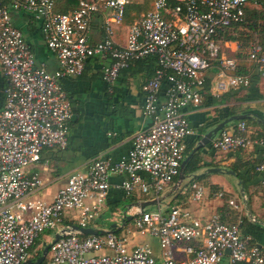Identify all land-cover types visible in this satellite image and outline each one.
<instances>
[{"label": "built area", "instance_id": "built-area-1", "mask_svg": "<svg viewBox=\"0 0 264 264\" xmlns=\"http://www.w3.org/2000/svg\"><path fill=\"white\" fill-rule=\"evenodd\" d=\"M135 1L80 0L76 9L57 13L55 0H0V70L7 82L0 110V264L34 263L31 247L58 225L60 238L48 251L51 264H221L226 255L225 264H264V254L241 235V217L230 224L218 214L202 221L178 205L166 213L158 208L119 214L121 221L131 217L136 232L158 240L159 257L146 246L129 251L127 237L114 232L83 238L72 230L73 223H64L70 210L79 211V228L94 222L111 188V175L125 177L118 188L126 197L141 193L154 199L179 178L184 140L193 133L186 109L201 105L211 63L219 68L212 86L215 97L250 84L247 76L237 73L236 59L223 56L218 37L220 31L244 23L253 0H174L175 4L147 0L153 9L129 26L125 44L119 45L115 31L124 21L126 7ZM252 4L259 6L257 1ZM12 11L40 22L46 46L59 66L54 74L36 67L30 47L11 22ZM97 15L102 16L104 37L92 44L90 25ZM246 51L247 61L264 76V48L256 35ZM149 56L158 63L152 79L142 86V112L150 125L133 136L128 157L119 161L99 157L86 173L69 175L51 203L32 200L44 183L29 169L40 162L43 150L68 146L73 112L60 81L81 75L88 59L102 57L110 61L102 79L112 86L123 69ZM164 83L168 86L160 103ZM210 146L218 152L260 147L255 170L263 173L264 186V137H251L244 121L221 130ZM189 188L193 201L204 198L203 186L192 182ZM214 197L240 211L226 192L218 190ZM177 252L184 260L176 258ZM94 253L101 255L91 256Z\"/></svg>", "mask_w": 264, "mask_h": 264}, {"label": "crops", "instance_id": "crops-1", "mask_svg": "<svg viewBox=\"0 0 264 264\" xmlns=\"http://www.w3.org/2000/svg\"><path fill=\"white\" fill-rule=\"evenodd\" d=\"M74 5V0H55V12L68 13ZM248 7L261 10L260 4L254 6L250 3ZM11 22L21 31L30 47L36 67H42L48 73L54 74L59 66L54 54L46 46L40 22L29 14L19 11L11 12ZM102 24L101 15L93 17L89 33L90 43L94 44L103 39ZM243 34L245 33L242 32L241 36ZM232 36L237 37V32ZM125 37L126 33L119 31L115 40L119 45H124ZM244 43L240 39L239 41L222 39L220 46L224 57L236 59L238 71L250 80L249 86L229 89L221 96L215 97L212 86L219 74V68L214 64L207 71L205 87L208 85L209 89L206 90L201 105L186 109L187 119L193 132L184 140L185 151H188V154L197 147L207 132L232 116L246 115L248 118L243 121L248 124L249 135L253 138L264 137V76H261L256 67L252 66L243 55ZM153 60L145 58L140 63L131 64L127 70L119 74L112 86L107 85L102 79L103 67L110 63L108 59L102 57L88 59L81 75L65 77L60 81L73 112L69 125L68 146L64 150H43L40 162L29 169V172H37L44 183L41 193H38L37 197L34 195L36 198L31 197L32 200L51 203L56 193L65 186L69 175L86 173L91 161L99 157L109 158L112 161L128 157L132 149L133 136L138 132L146 131L150 125V119L142 112L144 98L142 86L153 77L157 67ZM5 86L6 79L0 70V110L4 104ZM167 86L168 84L164 83L160 89V103L164 102V91ZM237 123L238 121L232 122L225 128L234 127ZM210 143L194 153L198 155L199 160V168L194 175L204 174L194 182L204 187V198L201 201H193L190 195L191 189L189 186L185 188L187 182L183 181L176 187L177 181H174L164 191L160 208L166 213L171 203H174L189 211L196 219L203 221L213 214H218L227 224L234 223L241 217L243 220L241 235L249 237V245L258 247L264 254L263 173L255 170L260 162L262 149L255 146L239 152H218L211 148ZM212 168L232 171L234 175L207 174L206 171ZM124 179L125 177L120 175L109 176L111 188L93 225L96 227L100 219L113 214V221L118 222V229L122 231L126 228L128 237H132L129 239L133 246H146L153 255L159 257L160 248L157 239L130 230L133 226L131 220H126L124 225L119 219V214L133 213L140 202L154 199L152 196H148L147 199L141 193L126 197L118 188ZM218 190L226 192L227 198L235 200L240 211L231 208L226 199L214 197V193ZM155 209L157 206L148 207L146 211ZM64 219L65 224L72 220L68 217ZM104 221L107 222L106 219ZM176 258L184 260L185 257L183 253L177 252ZM226 261L227 255L221 264H225Z\"/></svg>", "mask_w": 264, "mask_h": 264}, {"label": "trees", "instance_id": "trees-1", "mask_svg": "<svg viewBox=\"0 0 264 264\" xmlns=\"http://www.w3.org/2000/svg\"><path fill=\"white\" fill-rule=\"evenodd\" d=\"M80 0H74V3L75 5L72 7V10L76 9L77 6H78V2ZM258 2L260 4V8L261 10L260 11H257L251 7H246V10H245V21L243 24L239 25V26H236L233 30L231 29H225V30H222L220 31L219 33V42L223 39V40H229V41H235V40H238L239 39L242 41V42H245L244 45H243V48H244V52H243V55L246 57V50H247V47L249 45V43L255 39V35L257 36V40L259 41V43L261 44V46L264 48V0H253L251 1L252 3L253 2ZM170 4H175L174 3V0H170ZM69 12V11H68ZM140 18V17H139ZM139 18H136L135 20L139 19ZM134 20V21H135ZM133 21V22H134ZM132 22V23H133ZM237 32V35L240 36V37H233L232 34ZM242 32H244L245 34H243V36H241ZM146 58H149V59H154L153 61H155L156 63V66H158V63H157V60L154 56H149V57H146ZM145 59V58H144ZM143 60V59H141ZM141 60H137V61H134L132 62L131 64L133 63H140ZM131 64L129 65V67L131 66ZM215 63H211V65L213 66ZM252 65V64H251ZM211 66V67H212ZM254 66V65H252ZM128 67V68H129ZM255 67V66H254ZM128 68L126 69H123L122 71L124 70H127ZM157 68V67H156ZM155 68V70H156ZM154 70V72H155ZM121 71V72H122ZM120 72V73H121ZM237 73L238 74H241L240 71L237 70ZM241 75H245V74H241ZM154 76V74H153ZM246 76V75H245ZM6 85H7V82H6ZM6 87V86H5ZM4 87V89H5ZM209 87L208 85H206L205 87V92L206 90H208ZM246 123V121H244ZM247 124V123H246ZM248 125V124H247ZM185 156H188V151H185L184 153ZM198 163H199V160H198V155L197 154H194L191 159L189 160V162L185 165L184 167V170H183V175L185 177H191L192 175H194V173L198 170ZM238 176V175H237ZM239 177V176H238ZM175 182L178 181V177L175 178L174 180ZM171 205H174V203H171ZM170 205V206H171ZM127 219V218H126ZM126 219L123 220V223L125 225L126 223ZM74 224V222L72 221L71 223H67V224ZM75 225V224H74ZM91 228V227H89ZM108 229H111L112 232L114 233H120V229H118V227H114V228H111V226L108 228ZM80 237H86V235H82L80 234ZM35 244H38V242L36 241ZM34 244V245H35ZM34 245L31 247L30 251H33V248H34ZM43 251V250H42Z\"/></svg>", "mask_w": 264, "mask_h": 264}, {"label": "rangeland", "instance_id": "rangeland-1", "mask_svg": "<svg viewBox=\"0 0 264 264\" xmlns=\"http://www.w3.org/2000/svg\"><path fill=\"white\" fill-rule=\"evenodd\" d=\"M153 9L152 6V2L147 1V0H136L135 2H133L131 5H128L126 7V11H125V18L123 23L119 26V29L115 31V37L117 35V33L120 32H125L127 33V30L129 28V26L132 24V22L139 17H143L146 15V13H148L149 11H151ZM116 39V38H115ZM116 41V40H115ZM236 122V121H235ZM46 191V190H45ZM41 193V191L39 192ZM38 194V193H37ZM37 194H35V196L37 197ZM35 196H33L32 198H36ZM148 199V196L146 197ZM192 215V214H191ZM65 218H70L73 220L74 224L77 226L79 221H80V215H79V211H75V210H70V211H66L64 214ZM107 220L106 223H104V220ZM105 219H100L97 223V226L95 227L93 225V223L89 224V227L97 229L99 231H107L109 230L108 228L112 225H117L118 222L113 221V214L105 217ZM97 220V219H96ZM62 225H58L55 229L48 231L47 233H43L40 238L37 240L38 244L34 245L33 251H31V256L34 259V261L36 259H38L41 254H42V250L45 248V246L50 245L53 242V239L58 231V229L61 228ZM118 226V225H117ZM132 228L130 230H133L136 232V230L134 229L133 226H131ZM117 234V233H116ZM118 235L127 237L128 239V246L127 249L130 251L132 248L136 247L133 246L131 244V240L129 238L132 237H128V233L126 232V228L122 229V231H120V233H118ZM150 237V236H149ZM148 236L145 238H149ZM161 251H159V255H160ZM101 253H94L91 256H100ZM155 256V255H154ZM42 264H51V257H50V253L48 252L43 263Z\"/></svg>", "mask_w": 264, "mask_h": 264}, {"label": "water", "instance_id": "water-1", "mask_svg": "<svg viewBox=\"0 0 264 264\" xmlns=\"http://www.w3.org/2000/svg\"><path fill=\"white\" fill-rule=\"evenodd\" d=\"M248 117L246 115H238V116H232L229 117L225 120H223L222 122H220L216 127H214L212 130H210L209 132H207L200 140V142L198 143L197 147L184 159V161L181 163L180 166V175L177 181V185L176 187L180 186L182 184L183 181H186L187 183L185 184V188H187L189 186L190 183L194 182L195 180L200 179L203 175H192L191 177H185L183 175V170L185 165L189 162V160L191 159V157L194 155V153L204 147L207 146L212 139L221 131L225 128V126H227L228 124L235 122V121H243L246 120ZM207 174H218V173H226L229 175H234V172L232 171H228V170H224V169H219V168H212V169H208L206 171ZM165 192H163L158 198L152 199V200H148V201H143L140 202L139 205L137 206V209L139 211H141L142 213L145 212L147 210L148 207H153V206H157V209L160 208L162 200H163V194ZM159 206V207H158ZM134 208V207H133ZM162 210V208H160ZM156 210V209H155ZM154 211V210H152ZM127 221L131 220V217L128 216ZM117 225H112L111 228L116 227ZM72 230L73 231H77L82 235H86V236H96V235H104L107 232H112L111 229L107 230V231H99L97 229L94 228H79L76 225L72 226ZM60 238L59 234H56L53 242L55 243L58 239ZM52 243L50 245L45 246V248L43 249V252L41 254V256L34 262L32 263L31 261H27L23 264H42Z\"/></svg>", "mask_w": 264, "mask_h": 264}]
</instances>
